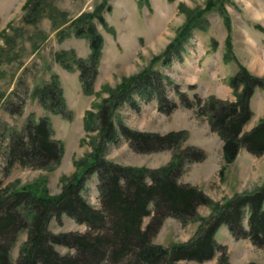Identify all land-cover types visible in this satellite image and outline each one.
<instances>
[{
    "label": "rangeland",
    "instance_id": "374dc122",
    "mask_svg": "<svg viewBox=\"0 0 264 264\" xmlns=\"http://www.w3.org/2000/svg\"><path fill=\"white\" fill-rule=\"evenodd\" d=\"M25 1L0 0V91L4 94L0 101V179L4 185L18 183L21 187L44 182L51 195L59 194L63 187L61 177H72L78 172L75 161L91 159L93 139L98 142L99 131H87L84 127L86 112H100V105L109 96L106 86L115 88L124 79L141 78L149 70L159 71L164 76L157 81L158 86L167 99L177 104L176 108L165 113L158 108V98L147 101L139 94H135L132 101H124L114 114L117 140L107 142L104 157L124 165L159 168L171 163L181 150L196 147L205 153V158L182 159L178 182L196 186L220 205L264 189V152L257 155L241 148L236 159L227 163L223 139L211 128L208 116L198 114L196 104L197 98L204 104L212 96L236 101L237 92L230 79L241 66L264 78V0H148L147 3L107 0L111 9L106 8L102 13L111 29L103 26L98 18L94 19L103 36V47L89 94L83 89L77 64L72 62V68L68 69L57 60V54H65L70 62L89 59L90 42L75 35L72 21L84 12H93L104 0H48L43 16L37 21L32 20L31 8H23ZM211 1L216 4L208 9ZM181 2L185 4V11L179 9ZM50 13H54V19ZM196 16L198 20H192L196 26L190 29V36L180 39L181 50L166 63L163 54L168 46L177 44L183 26ZM62 29L68 32L63 39L59 35ZM229 36L234 58L226 57ZM53 76L59 78L63 90V113L45 107L35 94L36 89L50 82ZM154 79L159 78L155 75ZM143 80L140 85L145 84ZM183 97L195 105H184ZM250 104L253 115L244 126V132L264 119V88H255ZM44 116L51 121L52 137L64 146L60 163L53 170L19 163L9 168L11 133L22 132L30 118L37 120ZM96 121L99 123L97 118ZM121 124L161 134L184 130L187 137L174 147L139 152L122 135ZM82 195L93 207L101 208L98 173L86 180ZM245 210L242 224L249 229L247 207ZM213 213L211 206L201 204L196 216L187 222L175 216L164 217L153 242L165 247L189 242L202 231L204 220L198 217L206 219ZM152 218L153 214L143 219V228ZM49 228L56 234L89 231L86 223L65 212L54 217ZM27 236V231L17 236L12 246L14 262L19 260ZM215 237L219 249L211 259L184 260L183 263L218 264L221 256L226 255L230 264H264V244L233 234L226 224L220 226ZM54 247L62 255L76 253L74 248L64 244ZM101 264L115 263L106 260Z\"/></svg>",
    "mask_w": 264,
    "mask_h": 264
},
{
    "label": "trees",
    "instance_id": "16d2710c",
    "mask_svg": "<svg viewBox=\"0 0 264 264\" xmlns=\"http://www.w3.org/2000/svg\"><path fill=\"white\" fill-rule=\"evenodd\" d=\"M48 2L26 0L23 8H31L30 12L34 14L32 20L37 21L43 16ZM143 2L147 3L148 0ZM215 4L216 1L209 2L208 9ZM106 8L110 10L111 6L104 0L93 12H84L72 21L75 35L87 38L90 42L91 55L88 60L74 59L70 62L65 54H57V60L64 67L71 69L72 62L77 64L81 70L83 89L87 94L93 90L103 47V36L98 32L94 19L98 18L103 26L111 29L102 13ZM216 8L224 11L220 7ZM179 9L185 11V4L181 2ZM54 13H50L52 19ZM193 19L198 20L197 16L189 18L180 31L177 44L171 43L163 54L166 63L172 60L173 55H177V50H181L180 39L190 36V29L196 26ZM227 24L230 27L229 18ZM1 32L4 34V30ZM67 34L63 29L59 32L61 39ZM231 40L229 36L227 58L235 57ZM148 71L140 76L144 79L143 85H140L142 79L134 76L124 79L115 88L106 86L109 96L100 105V112H86L84 127L87 131H99L98 142L93 139L91 159L88 157L75 161L79 167L78 172L72 177H61L63 187L59 194L51 195L44 182L19 187L18 183L4 185L0 179V264H101L106 260L115 264H186L183 263L184 260L204 261L211 259L219 249L215 236L223 224L228 225L230 231L237 236L247 237L255 244H264V189L240 195L225 205H220L196 186L178 182L182 159L202 160L205 153L201 149L189 147L181 150L171 163L159 168L124 165L104 157L107 142L117 140L114 114L124 101H132L134 95L139 94L147 101L158 98V108L165 113L176 108L177 104L167 99L158 86L157 81L163 80L164 76L159 71ZM155 75L159 79H154ZM230 83L237 92L236 101L214 96L204 104L200 98L196 101L198 114L207 115L211 128L223 139V154L227 163L236 159L241 148L257 155L264 152V119L251 130L243 131L253 115L251 97L256 87L264 88V78L253 75L246 67L241 66L240 71L231 77ZM35 94L53 112L65 111L63 90L57 76L36 89ZM3 97L4 94L0 91V101ZM183 104L189 107L195 105L189 98L183 99ZM96 118L99 123H96ZM120 129L131 146L139 152L174 147L187 137L184 130L161 134L132 129L125 124H121ZM52 135L49 117L37 120L30 118L22 132L11 133L9 168L19 163L53 170L60 163L64 146ZM223 170L224 167L222 172ZM94 173L99 175L101 208L93 207L82 195L86 180ZM201 204L211 206L215 214L206 219L198 217L204 220L199 236L170 247L153 242L164 217L175 216L187 222L196 216L197 207ZM246 207L249 229H245L242 224ZM62 212L86 223L89 231L52 232L49 228L50 221ZM151 214L152 220L143 228V219ZM21 231H27L28 236L22 245L19 260L14 262L12 246ZM56 244L72 247L76 253L62 255L55 249ZM218 264L230 262L226 255H222Z\"/></svg>",
    "mask_w": 264,
    "mask_h": 264
}]
</instances>
